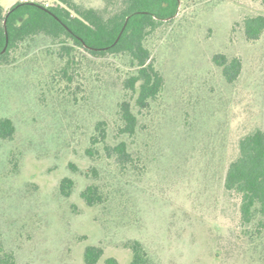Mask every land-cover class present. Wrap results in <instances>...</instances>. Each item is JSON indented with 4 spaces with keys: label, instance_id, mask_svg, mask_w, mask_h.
<instances>
[{
    "label": "rangeland",
    "instance_id": "rangeland-1",
    "mask_svg": "<svg viewBox=\"0 0 264 264\" xmlns=\"http://www.w3.org/2000/svg\"><path fill=\"white\" fill-rule=\"evenodd\" d=\"M16 2L0 0L5 8ZM257 15L264 0H180L175 19L147 39L165 84L142 110L125 88L127 57L82 49L64 73L58 47L39 36L0 67V119L16 126L12 139L0 138V229L20 264H86L88 245L104 248L97 264H130L132 240L150 264H264V230L255 236L254 224H242L241 197L225 187L239 139L264 130V30L249 40L244 27ZM216 54L241 59L234 81ZM126 98L139 119L134 135L120 130ZM99 121L106 143L127 142V166L104 142L93 144ZM64 177L75 182L68 197ZM92 183L104 202L89 206L82 191Z\"/></svg>",
    "mask_w": 264,
    "mask_h": 264
},
{
    "label": "trees",
    "instance_id": "trees-1",
    "mask_svg": "<svg viewBox=\"0 0 264 264\" xmlns=\"http://www.w3.org/2000/svg\"><path fill=\"white\" fill-rule=\"evenodd\" d=\"M179 5L180 0H104L100 8L77 0H55L51 5L36 0L18 1L9 8L0 4V67L16 63L39 36L49 37L58 47L59 57L65 60L64 73L78 65L82 49L95 57H127L131 72L124 80L125 88L136 95L139 110L148 108L163 90L165 78L146 42L162 24L175 19ZM244 27L249 40L258 39L264 30V15L245 18ZM5 47L6 51L2 52ZM214 60L229 82L237 78L242 64L239 57L227 60L225 54H216ZM119 114L120 130L134 135L139 119L130 99L120 102ZM96 128L93 144L104 142L107 154L115 157L122 167L127 166L132 161L127 142L106 143L105 121H99ZM15 132L11 118L0 119V138L12 139ZM238 147V155L227 168L225 187L241 197L242 224H254V235L258 236L264 230V130L256 128L245 134L239 139ZM74 185L71 177H64L61 194L70 196ZM82 197L89 206L104 202L100 187L94 183L82 191ZM128 247L133 253L130 264H150L141 241L132 240ZM103 255V247L88 245L85 263L97 264ZM0 264H20L14 252L5 248L1 229ZM106 264H118V261L109 257Z\"/></svg>",
    "mask_w": 264,
    "mask_h": 264
},
{
    "label": "water",
    "instance_id": "water-1",
    "mask_svg": "<svg viewBox=\"0 0 264 264\" xmlns=\"http://www.w3.org/2000/svg\"><path fill=\"white\" fill-rule=\"evenodd\" d=\"M128 19H129V17L127 18V21H128ZM127 21H126V23H127ZM5 24H6V20H5ZM5 51H6V47L3 49L2 52H5Z\"/></svg>",
    "mask_w": 264,
    "mask_h": 264
},
{
    "label": "built area",
    "instance_id": "built-area-1",
    "mask_svg": "<svg viewBox=\"0 0 264 264\" xmlns=\"http://www.w3.org/2000/svg\"><path fill=\"white\" fill-rule=\"evenodd\" d=\"M20 2L30 1V0H18ZM46 5H49L48 3Z\"/></svg>",
    "mask_w": 264,
    "mask_h": 264
}]
</instances>
